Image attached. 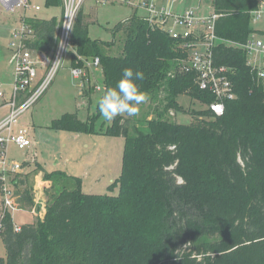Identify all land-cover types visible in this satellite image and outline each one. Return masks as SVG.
I'll list each match as a JSON object with an SVG mask.
<instances>
[{
	"label": "trees",
	"instance_id": "1",
	"mask_svg": "<svg viewBox=\"0 0 264 264\" xmlns=\"http://www.w3.org/2000/svg\"><path fill=\"white\" fill-rule=\"evenodd\" d=\"M260 2L212 0L221 39L214 61L230 67L237 94L225 101L221 116L208 107L215 95L200 88L196 72L183 69L188 53L180 41L152 24L148 12L139 16L136 9L114 26L112 41H103L90 36L91 15L79 11L72 66L89 72L86 61L100 58L101 97L115 87L122 69L132 67L145 74L137 82L141 91L159 98L165 111H181L184 94L206 108L189 124L169 121L158 110L145 128L133 126L130 132V120L122 116L101 130L125 138L122 173L113 183L120 186L118 195L85 193L82 178L45 170L44 218L19 231L11 212L0 221L7 251L2 264H264V78L248 64L242 46L258 30L251 21ZM45 3L60 6L62 15L28 16L33 35L25 43L34 53L53 56L65 6L63 0ZM118 41L121 51L115 54L111 48ZM51 126L94 132L93 120L82 121L77 113L63 114ZM40 169L13 174L19 208L35 206L34 178Z\"/></svg>",
	"mask_w": 264,
	"mask_h": 264
},
{
	"label": "rangeland",
	"instance_id": "2",
	"mask_svg": "<svg viewBox=\"0 0 264 264\" xmlns=\"http://www.w3.org/2000/svg\"><path fill=\"white\" fill-rule=\"evenodd\" d=\"M139 1L133 0V4L118 1L124 4L111 3L99 6H96L97 3L92 1L93 4H87L88 12H85L87 15L92 13L90 10L94 8V12L89 19L90 36L93 39L112 41L114 26L118 22L132 17L136 13V6H138L137 14L146 16L145 10L140 9ZM33 2L41 5L42 9L36 11L31 8H22L16 12H11L6 10L0 3V82L2 88L4 87L7 90L10 89L13 81L11 63L8 64V61L15 52L16 47L13 42L19 43V38L15 32L22 26L21 17L23 15H38L44 19L54 16L60 18L63 12L60 6H47L45 0H33ZM157 2L159 7L165 5L174 12L193 9L202 17L213 14L212 0H157ZM84 5L81 9L83 8L86 11L87 5ZM251 26L256 30L264 29V22L251 21ZM254 35L264 39V34H261L258 30ZM118 42L116 46L111 48V52L115 54H120L121 51L120 41ZM70 50L47 90L30 109L21 114L15 127V129L20 126L28 128L30 137L34 142L33 146L27 150L33 156V159L27 162L22 151L11 147V153L22 163L18 173H31L37 166L41 167L37 173L40 178L38 183L36 176L34 178L36 201L34 207H36L38 213H32V208L14 210L13 218L16 225L33 223L37 220V217L44 218L47 202L43 182L45 170L60 169L71 175L82 177L84 179L83 191L88 194L118 195L120 192L119 184L113 185V183L122 173L125 138L124 136H111L100 133L101 130L106 129L113 123V121H106L100 115L97 107L105 88L102 66L96 67L93 64V59L89 58L86 63L91 66L92 72H86L87 75L83 78H77L72 73L75 67L72 66ZM250 59L254 60L251 57ZM46 71L47 69H43L40 78H43ZM148 97L149 99L139 106L140 113L138 116L126 117L130 120V132H133V126L145 128L147 120L157 117L155 111L158 110L164 111L163 116L169 121L189 124L195 120L200 110L206 108L200 101L184 94L179 98L182 106L181 111L173 109L165 111V105L159 98ZM66 113H77L82 121L93 120L94 132L74 133L54 129L51 126L53 120ZM13 174L10 172L6 177L10 185H12ZM179 181H182V178H179ZM12 187L14 188L13 185ZM16 197L17 201L18 194ZM3 208L4 203L0 195V211ZM6 254V247L0 237V260L5 258Z\"/></svg>",
	"mask_w": 264,
	"mask_h": 264
},
{
	"label": "built area",
	"instance_id": "3",
	"mask_svg": "<svg viewBox=\"0 0 264 264\" xmlns=\"http://www.w3.org/2000/svg\"><path fill=\"white\" fill-rule=\"evenodd\" d=\"M65 12L62 25L59 30V42L55 54L50 56L45 52L34 53L25 43V40L33 35V29L27 24L26 18L21 17L22 26L16 30L15 34L19 38V43L13 42L16 47L14 52L15 81L13 93L8 101L9 112L0 120V195L2 196L4 208L0 211V221L6 212L13 214L14 210H19L16 205V193L12 185L8 184L7 174L18 173L22 163L11 156V147H15L28 154L27 160H32L33 156L27 151L33 146V140L26 127L15 129L18 118L25 111L30 109L44 94L49 87L55 74L59 70L66 54L72 47V33L74 23L77 19L81 7L88 0H63ZM100 4L111 3L113 1H125L133 4V0H94ZM1 5L8 11L16 12L18 9L31 8L36 11L41 10V5L35 4L33 0H0ZM260 7L252 12V21L264 22V0H261ZM139 6L149 13V21L158 24L163 31L180 41L188 55L182 59L183 69L197 73V81L201 89L210 90L216 100L208 107L218 116L224 114L227 99L236 97L233 81L229 74L230 67L219 65L214 61V48L221 40L216 34L215 22L216 14L207 17L200 16L193 9H185L174 12L166 6H158L157 0H140ZM248 52V64L258 71V75L264 78V39L253 35L244 45ZM251 58H254L252 61ZM93 64L100 65V58H94ZM43 69H47L43 78L40 75ZM88 70L85 67H75L72 71L77 78H83ZM89 82V81H88ZM84 84V82H82ZM4 93L0 86V97ZM38 213L36 207L31 210ZM2 224L0 223V227ZM16 230H21L20 225H16ZM0 264H2L0 260Z\"/></svg>",
	"mask_w": 264,
	"mask_h": 264
},
{
	"label": "clouds",
	"instance_id": "4",
	"mask_svg": "<svg viewBox=\"0 0 264 264\" xmlns=\"http://www.w3.org/2000/svg\"><path fill=\"white\" fill-rule=\"evenodd\" d=\"M142 70L126 67L121 71V77L115 87L107 89L98 101V111L106 121L117 117H136L140 113V105L149 97L141 91L138 81H143Z\"/></svg>",
	"mask_w": 264,
	"mask_h": 264
},
{
	"label": "crops",
	"instance_id": "5",
	"mask_svg": "<svg viewBox=\"0 0 264 264\" xmlns=\"http://www.w3.org/2000/svg\"><path fill=\"white\" fill-rule=\"evenodd\" d=\"M88 1H90V2H88ZM87 1V3L84 5V6H86L87 4H93L92 3V1H94V0H88ZM96 2V1H95ZM97 3V2H96ZM106 4H111V3H106ZM122 4V3H121ZM99 5H105V4H100V3H97L96 4V6H99ZM132 6H134V5H132ZM163 6H165V5H163ZM85 8V7H84ZM136 8L138 9V6H136ZM140 8V7H139ZM42 9V8H41ZM87 9H88V5H87V7H86V11L85 12H88L87 11ZM140 9H143V8H140ZM85 10V9H84ZM143 10H145V9H143ZM90 11H92V13L94 12V8H91V10ZM145 12H146V14H147V11L145 10ZM92 13H90V15H92ZM260 32H262V33H264V29H258ZM12 65H11V64ZM8 64H10V66H11V71H12V75H13V81H12V83H11V87H10V89H5L4 87L2 88V83L0 82V86H1V89H2V91H3V93H4V96L3 97H0V120L1 119H3L7 114H8V112H9V107H8V101H9V99L11 98V96H12V88H13V84H14V80H15V63H14V54H12V57H11V59H10V61H8ZM89 71L90 72H92V70H91V66H89ZM6 85V84H5ZM21 127V126H20ZM18 151H20V150H18ZM22 154H24L23 152H22ZM11 156L13 157V158H15V156L11 153ZM27 156H28V154H26V156H25V154H24V158L26 159L27 158ZM16 159V158H15ZM58 162H59V160H58ZM69 174V173H68ZM71 175V174H70ZM39 175L37 174L36 175V181H37V183H38V181L40 180V178L38 177ZM80 178H82V177H80ZM82 180H83V183H84V179L82 178ZM42 181V180H41ZM44 182V184L46 185V183H45V181H43ZM36 183V184H37ZM45 185H44V187H45ZM42 207V206H41ZM45 209H46V206H45ZM21 210H27V209H22L21 208ZM13 215V214H12ZM35 215V214H34ZM22 225H24V224H21V226Z\"/></svg>",
	"mask_w": 264,
	"mask_h": 264
}]
</instances>
